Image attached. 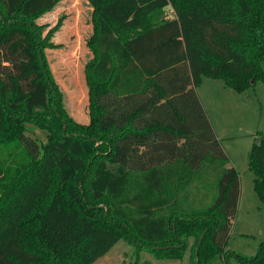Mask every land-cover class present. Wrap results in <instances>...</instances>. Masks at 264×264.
<instances>
[{"label":"trees","instance_id":"1","mask_svg":"<svg viewBox=\"0 0 264 264\" xmlns=\"http://www.w3.org/2000/svg\"><path fill=\"white\" fill-rule=\"evenodd\" d=\"M59 1L0 0V264H93L123 238L179 260L202 236L224 264H264V241L227 249L241 178L198 92L204 76L237 92L264 80V0H89L87 127L61 106L33 22ZM249 166L264 198L263 136Z\"/></svg>","mask_w":264,"mask_h":264},{"label":"rangeland","instance_id":"2","mask_svg":"<svg viewBox=\"0 0 264 264\" xmlns=\"http://www.w3.org/2000/svg\"><path fill=\"white\" fill-rule=\"evenodd\" d=\"M93 12L89 0H60L33 21L40 27L44 58L59 93L60 104L71 123L82 127H87L92 121L86 76L94 59L90 49L95 35ZM174 15L172 6L160 12L162 20L174 18ZM198 92L230 158L227 165L234 166L241 178V199L227 249L253 256L264 241V198L255 189V173L249 166V154L254 144L264 137V80L258 79L244 92H237L226 86L222 79L204 76ZM64 128L67 129V124ZM27 133L37 138L42 147L48 142L49 135L45 129L29 124ZM59 181L56 175V187ZM22 230L27 232L26 227ZM189 240L181 259L165 260L147 248H139L131 238H123L93 264H203V260L208 258L206 264H224L223 260L213 259L212 251L208 256L205 248L197 255L200 242L194 237ZM41 264L60 263L49 258ZM229 264L242 263L231 256Z\"/></svg>","mask_w":264,"mask_h":264},{"label":"water","instance_id":"3","mask_svg":"<svg viewBox=\"0 0 264 264\" xmlns=\"http://www.w3.org/2000/svg\"><path fill=\"white\" fill-rule=\"evenodd\" d=\"M259 142H260V141H258V143H259ZM202 239H203V236L201 237V240H200L199 246L197 247V252H196L197 255H198V253H199V247H200V244H201Z\"/></svg>","mask_w":264,"mask_h":264}]
</instances>
